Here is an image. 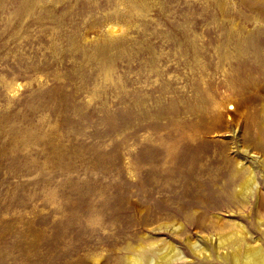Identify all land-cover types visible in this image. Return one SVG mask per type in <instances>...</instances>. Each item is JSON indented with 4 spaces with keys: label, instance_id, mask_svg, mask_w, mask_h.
<instances>
[{
    "label": "rangeland",
    "instance_id": "obj_1",
    "mask_svg": "<svg viewBox=\"0 0 264 264\" xmlns=\"http://www.w3.org/2000/svg\"><path fill=\"white\" fill-rule=\"evenodd\" d=\"M259 217L264 0H0V264H234L217 236L264 246Z\"/></svg>",
    "mask_w": 264,
    "mask_h": 264
},
{
    "label": "bare ground",
    "instance_id": "obj_2",
    "mask_svg": "<svg viewBox=\"0 0 264 264\" xmlns=\"http://www.w3.org/2000/svg\"><path fill=\"white\" fill-rule=\"evenodd\" d=\"M110 30L112 32H115L118 29L111 27ZM235 177L239 178V180L241 179V182L238 186L240 190H238L236 195L240 199H242V204L244 206H247V204L249 203V198H251L255 193H257V190H259V183L256 179V175L249 170L246 175H241L240 177V171H238ZM142 221L144 227L149 224H147L146 219ZM258 223L260 227H264V218L259 217ZM191 227V225H186V227H184L183 224L177 221H175L174 226H172V228L179 232H183L185 230L189 231V228ZM197 227H199V225ZM232 227L233 230L232 232L230 231L231 233H223L217 236L218 245H216L215 242L216 251L223 252V254L217 253L218 260L225 262L229 261V254H227L225 251H227V249H230L234 251V264H264V246L259 243L260 240L254 242V244L251 245L250 243H248L249 234L246 232V227L243 224H241L240 222H234ZM188 240L194 255L209 262L214 261L213 254H211L206 248H202L197 241H191L189 237ZM130 251L132 253L126 256L125 264H179L183 262L184 259L183 253L178 247L174 246L171 242L168 243L165 241L142 244L136 248L130 249ZM102 260L103 256L95 255L91 258V263L102 264Z\"/></svg>",
    "mask_w": 264,
    "mask_h": 264
}]
</instances>
